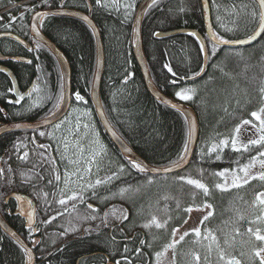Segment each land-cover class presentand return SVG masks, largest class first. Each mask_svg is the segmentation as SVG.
<instances>
[{"label": "trees", "instance_id": "1", "mask_svg": "<svg viewBox=\"0 0 264 264\" xmlns=\"http://www.w3.org/2000/svg\"><path fill=\"white\" fill-rule=\"evenodd\" d=\"M141 0H136V8L128 19L124 18L123 9H105L95 5V0H65L64 7L83 10L90 14L100 28L103 45L105 48V69L101 81L100 94L105 112L122 136L131 146L151 164L164 166L177 159L184 142L188 139V122L186 116L178 109L158 100L148 90L133 50V21L134 15ZM213 27L223 33V29L216 24V17L220 16L222 22L232 26V7L235 5L239 11L242 4L248 5L247 11L255 7V0H209ZM127 2V0H125ZM91 4L92 7H87ZM60 7V0H49L47 4L42 0H0V32L10 30L22 36L29 42L36 43L32 39L29 28L30 15L36 9H51ZM185 11L181 12L180 9ZM16 17V20H11ZM250 16L240 12V31L227 34L229 38H244L246 34L255 28L250 22ZM11 24V27H6ZM247 25V32H245ZM179 27H191L206 34L204 15L201 0H159L158 7L147 8L142 21L143 47L147 57L150 73L157 86L166 94L173 96L178 88L188 86L196 89V94L191 101H185L196 111L200 133L197 146L190 165H200L208 172H216L223 168L237 167L235 163H245L250 156L259 151V146L250 152H234L231 147H226L222 152L213 153L211 158L207 155L201 159V151L207 153V149L219 139L230 136L236 124L242 119L252 117V111L260 106L259 88L264 81V38L251 45L235 46L233 54H227L228 49L223 47L216 57L209 55L207 70L195 79L191 77L193 72L200 71L203 66V57L198 56L196 39L189 33L174 34L163 38L152 35L158 30H169ZM42 30L50 37L66 54L71 65V83L73 92L79 91L86 99L77 101L93 109L94 104L90 97L91 85L96 63V39L91 27L83 20L70 16L56 14L45 18ZM27 47L10 36L0 37V53L5 55L27 56V60L6 58L2 62L12 68L19 86L27 89L33 82L41 91H31V95L22 99L19 104L11 102L13 92L7 89L12 86L10 78L0 72V121L35 120L44 117L52 108V101H47L33 108L26 109L45 93L53 97L63 93V78L57 58L52 51L44 46L40 49ZM33 51H29V49ZM242 52L237 56L235 52ZM31 60L32 63H27ZM169 63L177 73L173 77L163 68ZM213 65H219L214 67ZM223 69V70H221ZM125 76L128 79L125 80ZM185 77V79H180ZM211 78V79H210ZM177 79L176 85L169 81ZM115 109V110H113ZM20 113V115H15ZM96 121L108 146L124 163L126 172L119 179L112 181L107 186L98 188V194L113 190L123 185H141L147 181L145 174L132 169L128 160L113 143L103 125L95 114ZM256 121V120H255ZM245 126L241 128V131ZM31 129H14L0 134V167L10 154V149L18 138ZM241 137V136H240ZM256 138V137H255ZM242 139V138H241ZM246 142V141H245ZM219 154L220 160L215 156ZM153 176V183L139 193L133 199L132 207L128 206V220L119 229H102L90 234H77L59 242L44 259L37 256L34 264H116L125 255L124 247L130 249L128 255L131 264H154L155 252L161 251L163 246L171 241V230L182 224L189 216L185 212L193 199L197 204L204 200L213 205V216L205 224H202V232L205 228L212 229L221 243L225 233H231L233 227H238L241 234L235 235L236 245L234 254L241 259L242 264H247L246 258L239 257L241 251H248L247 245L241 241H247L246 229L250 226L248 221L253 218L251 202L255 193L264 191V183L259 180L250 183L240 189L220 191L213 185L218 178L208 174L206 184L210 188V195L205 197L196 190L193 197L192 186L180 184L174 177L184 175L183 172L172 174H149ZM39 186H45L53 194L55 188L48 184V178L37 180ZM20 183L14 189L32 194L28 186ZM43 184V185H42ZM160 194L177 196L180 207L175 201H169L168 214L172 219L166 228L145 229L138 225L149 210L144 197ZM91 193H86V205L91 199ZM151 198V197H149ZM148 204V203H147ZM17 201L11 198L8 202L2 201L0 209L8 222L28 241L31 242L33 232L29 236V229L25 225V219L17 212ZM140 210V211H137ZM143 210V211H141ZM258 209L256 212L258 213ZM246 218L238 220V215ZM40 234L42 230L39 229ZM115 237L113 242L112 237ZM0 264H24L26 253L20 244L7 234L0 226ZM155 237V238H154ZM140 239L145 240V245H140ZM197 239L190 232L185 240L177 246L176 264H184L181 252L195 250L203 255V247L209 241H201V244H193ZM258 243V242H257ZM151 244V247L147 245ZM142 249V254L135 253L136 248ZM40 252V246L37 248ZM59 249V250H58ZM123 264V262H122ZM258 264V261H257Z\"/></svg>", "mask_w": 264, "mask_h": 264}, {"label": "snow or ice", "instance_id": "2", "mask_svg": "<svg viewBox=\"0 0 264 264\" xmlns=\"http://www.w3.org/2000/svg\"><path fill=\"white\" fill-rule=\"evenodd\" d=\"M43 3L47 4L49 0H42ZM159 0H149L147 7L149 9L158 7ZM65 0H60V9L58 11L64 9ZM95 5L105 9H123V15L125 19H128L131 13L136 8V0H95ZM87 7L91 8L92 5L88 4ZM248 5L242 4L240 6V10L238 11L233 5L231 15L234 19L231 21L232 26L225 25L220 16L216 17V24L219 28L223 29V33L221 31L216 30L212 27V22L209 20V28L212 29L210 32L206 33L204 36H201L197 32H191L189 35L196 39L198 45V56H202L205 60L209 55L212 57H216L217 53L221 50L222 46L228 49L227 54H233L232 49L238 45H251L253 42H258V38H264V0H255V7H253L250 11H247ZM209 9V0H202V10L207 13ZM181 12L185 11L184 8L180 9ZM244 12L245 15L250 16V22L254 23L256 26L250 32V34H246L245 38H229L227 34L234 33L240 31V12ZM57 13L52 11H43L36 12L33 20L38 21L40 27L44 26V20L47 17L54 16ZM11 20H16V17H11ZM85 21L89 18L87 15L83 17ZM6 27H11V24ZM33 30L39 35V28L34 23L32 25ZM245 32H247V25H245ZM4 35H11V33L5 32ZM153 36L160 37L163 35L162 32H153ZM45 44L42 41H38L36 43V49H40L44 47ZM29 51H33V49H29ZM237 56H242V52H235ZM264 59V57H262ZM27 63L31 64L32 61L28 60ZM214 67H219V65H213ZM163 68L167 70L173 77H177V73L173 70V67L169 63H165ZM223 70V69H221ZM6 71V69H0V72ZM204 67L200 68V71L193 72L191 77H187V79H195L200 76L202 72H204ZM128 79V76H125V80ZM180 79H185V77H181ZM211 79V78H210ZM171 84L176 85L178 83L177 79H173L169 81ZM8 92L15 91L14 87H9L7 89ZM33 91L39 92L37 85H33ZM31 95V93H28ZM196 94V89L192 87H182L179 88L178 91L175 92V96L178 97L182 101H191ZM260 94V106L257 110L251 112V116L258 121V124H253L252 120L242 119L240 123L236 124L233 132L230 136H226L222 139H219L218 143L214 142L211 147L207 149V153H204L202 150L200 155L201 159H204V156L207 155L211 158L213 153L222 152L224 148L231 147L234 152L240 153L243 151L244 153L250 152L252 149L259 146V151L256 152L255 155L249 157L247 162L240 163L237 160L235 163L237 167L234 168H223L216 172L209 173L212 176L218 178L217 182L213 185L214 189L220 191H229L231 189H240L244 186L248 185L250 181L259 180L264 183V81H262V86L259 88ZM75 99L77 101H84L85 97L81 95L79 91L75 94ZM17 96L19 99L11 101L12 103L19 104L23 99V95L17 92ZM65 96L62 92L56 94L54 97L45 93L44 95L38 96V99L34 101L26 111H31L33 108L42 106L44 102L52 101V108L49 109V112L42 118V123L46 125H51L54 130H59L61 127L67 123H69L68 116H65L63 120H60L58 123H55L58 119L57 112L60 111L61 105L65 102ZM175 107V105H173ZM115 110V109H113ZM101 115H103V110H101ZM15 115H20V113H16ZM49 117L52 119L50 120ZM252 124L253 128H255L256 138L244 139L240 138L241 128L242 126ZM15 127L21 128L25 127L23 124H16ZM27 127H32L28 125ZM83 127L86 130L85 136L91 135V139L87 146L82 142L83 137L78 134V130L80 128V121L77 119L75 124V132L77 135L74 140H69V136H71L74 132L72 128L67 129L68 135L64 136L62 140L59 141L60 147L63 148L64 154L61 156L62 160L67 161V165L64 170V177L62 181V177L59 171L56 168V161L54 159L47 158L42 151L33 152V155L38 157L36 163L33 164V168L28 170V172L20 171L18 175L22 178L24 183L32 184L34 179H38L42 181L44 179V175L40 174L38 171H34L37 168H44L45 172H48L51 169L52 176L48 179V184L53 185L59 191V198L55 200V203L59 204L63 207V212L56 211L55 215L50 216L48 220L44 221V223H51L56 219L57 216H63L64 213L69 211V205L71 207L72 213L74 215L68 220L69 227L65 228L62 232L59 233L61 237L69 234L76 233L79 231L82 235L90 234L93 231H100L102 229H119L121 233H123L124 229L121 227L123 223L128 220V211L125 208H117L116 205H112L111 208L102 211V215L99 214V211L93 207L91 203H87V209L91 210L90 212L81 213L78 210L79 204L86 203V193L90 192L91 197H96L101 199L102 201H108L110 197H120L121 199L128 198V193L133 191H139L140 186L133 188L132 185L121 186L117 189L116 192H111L109 189L110 196L99 197L98 196V188L100 186H107L111 184L113 180H117L120 178V174L126 171L125 165H118V171L112 172L111 175L106 176L104 178H97L95 181H91L90 179L86 180V174L90 176L92 174L93 168L96 169L97 172L101 170V167L104 163V158L107 156V151L104 146L100 143L98 139V133L95 132L94 128H91L89 124H84ZM109 130L112 132V135L116 137L117 140H120L122 152L128 156V164L132 169H135L137 172L145 174L147 179V184H152L153 176L149 174H168L172 173L176 169L183 170V168L188 164V157L191 154V149L189 148V143L191 138L195 132V121L189 119V131H188V139L185 140L183 148L181 152L178 154L176 160L171 161L170 163L173 167H152L146 163H143L139 159L130 155L131 149L128 145L121 140L120 136L115 132L114 129L109 127ZM40 136H52L54 137L53 132H39ZM32 142H35V136L31 138ZM73 147L75 151L72 153L74 158H69L66 154L69 151V147ZM22 147H26L23 144V141L18 140L14 145V149L17 153L20 152ZM51 147V145H38L39 149L46 150ZM59 151V148L57 149ZM3 159V158H0ZM18 159L28 161L29 160V152L24 151L21 155L18 156ZM216 160H220L221 156L217 154L215 156ZM7 163V161H5ZM47 165L48 167H45ZM71 169L70 170V167ZM259 166L261 171L253 174V170ZM205 169L201 168L197 170V176H193L191 172H188L184 175H179L174 177L175 181L180 184H187L193 187L194 191L192 193L193 197L196 195V190H199L203 193L205 197L210 195V188L208 184H206L203 180V174ZM17 173L11 168V165H8L7 169L4 167H0V181L4 182L3 186L10 185L12 183V178ZM199 177V178H197ZM61 181L63 182V187H59ZM74 186V187H73ZM33 190L35 191L36 185L32 184ZM42 191V190H41ZM38 196L40 193L37 194ZM43 197H47L49 194L47 192H42ZM54 197L56 193L52 194ZM15 198L18 201L24 202L28 205V210L26 211V226L29 229V236H31L32 232L39 231V228L35 224V212L36 209L33 207L32 200L26 199L22 195H16ZM170 197L165 196L163 199L168 200ZM52 201H49L51 203ZM180 207L179 201H177V208ZM212 209L213 205L208 203L207 200H204L201 204H197L195 199H193V203L190 204L185 212L191 213L194 209ZM251 208L253 209V218L248 221L249 227L246 229V234L248 236L247 241H241V244L247 245L248 251H241L239 253V257L246 258L247 264H264V191L256 192L255 198L251 202ZM259 210L258 213L256 210ZM165 212L168 210V205L164 206ZM213 216V211H208L207 215L203 217L201 220V224H205L206 221L209 220L210 217ZM246 217L243 214L238 215V220H244ZM172 219L169 216L165 220H160L157 215L152 214L150 218L142 225L145 229H151L155 226L156 229L166 228L169 221ZM99 220V223L95 225V228L92 227V222ZM187 222L186 220L184 221ZM88 223V227H84L83 225ZM178 232V228H173L171 230L172 239L169 243L165 244L161 251L155 252L156 264H160V258L164 256L169 249L173 252V264H175V257L177 255V246L185 240V237L189 235L188 232L183 233L179 240L175 239L176 233ZM192 232L195 234V239L193 244H201V241H209L207 244L201 245L203 247V255L201 252L190 250L188 252H181L180 255L184 258V264H242L241 259L234 254L233 249L236 245L235 235L241 234L238 227H233L231 233H225L223 237V242L221 243L220 238L217 237L215 232L210 228H205L202 232L201 228L197 227L192 229ZM13 236H16L15 233H12ZM155 238V237H154ZM2 239V237H0ZM113 242H115V237H112ZM23 251L27 254L26 264H34L35 256L31 248L27 247L23 243V241H17ZM258 242V243H257ZM34 244H39L41 241L33 240ZM140 245H145V240L140 239ZM151 247V244L147 245ZM59 250V249H58ZM130 249L125 245L124 253L121 260H117L116 264H131V261L128 259L127 253H129ZM135 253L142 254L141 248H136Z\"/></svg>", "mask_w": 264, "mask_h": 264}, {"label": "rangeland", "instance_id": "3", "mask_svg": "<svg viewBox=\"0 0 264 264\" xmlns=\"http://www.w3.org/2000/svg\"><path fill=\"white\" fill-rule=\"evenodd\" d=\"M182 87L186 88L188 86L185 85ZM182 87H180V88H182ZM178 90H179V88H178ZM172 97L180 100L178 97L175 96V94ZM65 116H68L69 123L63 125L61 127V129L54 130L52 128V126H48V127L40 128V129L35 131L34 136L37 138L38 143L44 144V145H51V147L47 148L46 150L39 149L38 145L33 144L32 140H31V138H32L31 133H24L23 135H21L18 138V140L23 141V144L26 145V147H22L20 149L19 153H17L16 150L14 149V145L17 143L18 140L13 144V146L10 149V154L4 160L2 167L7 169L8 165H11V168L14 170L15 173H17V175L13 176L12 183L10 185L3 186L4 182L0 181V201H3L5 195L10 190H13L14 187L18 186V184L24 183L22 181V178L18 175V173L20 171L28 172V170L33 168V164L36 163L38 160V157L33 155V152H36V151H42V152H44V154L47 158L54 159L56 161V168L59 171V173L62 177V181H63L64 170H65V167L68 165H67V161L61 159V156L65 155V154H64L63 148L60 147L59 141L62 140V138L64 136L68 135L67 129H69V128H72L74 130L73 134L71 136H69V140L71 141V140L75 139V136L77 135V133L75 132V124H76L77 119H79V121H80V128L78 130V134L81 137H83L82 142L86 146V149H87L89 141L92 137H91V135H88V136L84 135L86 131H90V130H86L83 127V125L89 124L91 126V128H94L95 132L99 134L98 139L107 151V156L104 158V163L101 167V170L99 172H97L96 169L93 168L92 174L90 176H88L86 174V176H85L86 180L90 179L91 181L94 182L95 179H97V178L102 179L106 176L111 175L112 172L118 171V165H120V164L124 165V163L119 159L118 155H116L114 152H112V150L108 146V144H107L105 138L103 137L102 132L98 126V123L96 121L93 110L91 108H89L85 105L74 103L70 107L68 113ZM64 117L61 120H63ZM245 119L252 120L253 124H258V121H255L253 119V117H251V118L247 117ZM242 128H243V126H242ZM253 129H254V134H255L256 130H255V128H253ZM41 131H44L46 133L53 132L55 138H53L52 136H48V135L40 136L39 132H41ZM248 131H249V128L245 131H241L240 136H244V134ZM252 138H255V135H252ZM58 148H59V151H57ZM24 151L29 152V160L28 161L18 159V156L21 155ZM74 151H75V149L73 147H71V145H70L69 151L66 155L69 158H74L72 156V153ZM5 161H7V163H5ZM45 167H48V166L45 165ZM69 167H70V170H72L71 166H69ZM201 168H203V167H201L200 165L194 164L189 168L187 167V169H185L182 172H183V174L191 172L193 176H197V170L201 169ZM34 171H38L40 174L44 175V178L47 177L49 179L52 176L51 169H49L48 172H45L44 168H37ZM259 171H261V169L259 168V166H257L253 170V174H255L256 172H259ZM124 173H121L120 176L123 175ZM209 173H212V172L211 171L208 172L207 170H205V172L203 174V180L205 183H206L205 180H206ZM197 178H199V177H197ZM37 180L38 179H34L32 181V184L36 185L35 191L33 190L32 184L26 183L23 185L29 187V190L32 191L31 195L36 200L35 202H37V206H38L37 220L43 229L40 250H46V249L52 248L57 243L61 242L62 240L66 239L68 237L80 234V232L77 231L76 233H69L63 237H61L59 235V233L62 232L65 228L69 227L68 220L71 218L72 215H74V213H72L70 205H69V211L67 213H64L63 216H57L56 219L53 220L51 223H44V221L48 220L50 216L55 215L56 211L63 212V207H61L59 204L55 203V200L59 198L58 189L56 187H53V188H55V191H56L55 192L56 196L54 197L49 192L48 188H46L45 186H39L37 183ZM62 181L59 185V187H61V188L63 187ZM121 186H127V185L122 184ZM121 186H119V187H121ZM132 186H133V188L140 186V190L128 193V198H126V199H121L120 197H114V198L110 197L108 201H102L101 199H98L96 197H92L88 201H89V203H91L93 205V207L95 209H97L99 211V214H101V215H102L103 210H107V209L111 208L113 204L116 205V207L118 209L121 207L125 208V209L128 206L132 207L133 199L139 193H143L144 190L146 188H148L149 184H147V181H146L141 185H132ZM100 187H102V186H100ZM119 187H116L115 189L111 190V192H116ZM191 190L194 191L193 187ZM42 192H47L49 195L47 197H43ZM38 193H40L39 196L37 195ZM98 196L99 197L110 196V193H109V191H107L104 193H99ZM165 196L170 197L169 201H175V203L177 205V201H179L177 199V196L171 195V194H169V195L166 193L160 194V192H157L155 196L149 195L148 197L147 196L144 197L143 200H147L146 203H144L147 206H145L144 208H147V209H151L152 207L153 208L151 210H149L148 213L142 219L139 220L138 225L142 226L150 218V215H152V214L157 215V217L160 220H165L164 216L166 214H168V210H167V212H165L164 206H165V204H167V205L169 204V202H167V201H165V199H163ZM149 197H151V198H149ZM49 201H52V202L49 203ZM78 210L81 213H86V212L91 211V210L87 209L86 205H81V204L78 205ZM137 211H140V210H137ZM141 211H143V210H141ZM208 211H213V208L212 209H203L202 208L200 210L194 209L191 213H189V216L186 219L187 222L186 223L183 222L182 224H180L176 227V228H178V232L176 233L175 239L179 240V237L183 233H185V232L190 233V232H192V229H194V228H197V227L202 228L201 220L203 219V217L205 215H207ZM98 223H99V220L92 222V227L95 228V225ZM83 226L88 227L89 225H88V223H85ZM154 264H156V261L154 262ZM160 264H173V252L171 249H169L168 252L160 258ZM175 264H176V261H175Z\"/></svg>", "mask_w": 264, "mask_h": 264}, {"label": "water", "instance_id": "4", "mask_svg": "<svg viewBox=\"0 0 264 264\" xmlns=\"http://www.w3.org/2000/svg\"><path fill=\"white\" fill-rule=\"evenodd\" d=\"M202 2V0H201ZM149 3V0H141L137 10L135 12L134 15V21H133V33H134V41H133V50H134V54L135 57L138 61V64L140 66L143 78H144V82L149 90V92L158 100L170 105L173 107V105H175L174 108L178 109L179 111H181L187 118V122H188V127H189V119L195 121V132L193 137L191 138V141L189 143V148L191 149V154L188 157V164L183 168V170H185L191 163L192 161V157L194 155L196 146H197V142H198V138H199V133H200V125H199V119L197 116V113L195 111V109L188 104L185 101H181L178 99H175L174 97L166 94L165 92H163L155 83L150 70H149V66H148V61H147V57L144 51V47H143V37H142V30H141V26H142V21H143V17L145 14V11L147 10V4ZM58 9H60V7L58 8H52V9H38L36 11H34L30 17V33L35 37V39H37L38 41H42L44 42L45 46H47L52 53L55 55V57L58 60L60 69H61V73H62V78H63V95L65 96V102L61 105V109L59 112H57V117L58 119L56 121H54L55 123L58 122L69 110V107L71 105L72 102V97H73V90H72V83H71V65L69 62L68 57L66 56V54L60 49V47L50 38L48 37V35H46L44 33V31L42 30V28L39 25L38 21H34L33 17L35 15L36 12H43V11H52L55 12L57 14H61V15H70V16H74L77 17L81 20H83L84 22H86L93 30L95 38H96V63H95V70H94V74H93V80H92V85H91V92H90V97L93 101L94 104V108H95V112L96 115L99 119V121L101 122V124L103 125L105 131L107 132V134L109 135V137L111 138V140L113 141V143L117 146V148L121 151L122 155L128 160V156L125 155L122 152L121 149V143L120 140H117L116 137H114L112 135V132L109 130V127H111L112 129L115 130V132L120 136L121 140H123L128 147L131 149L130 155L136 157L137 159H139L140 161H142L143 163H146L152 167H173L172 164L169 165H164V166H159V165H155V164H151L149 163L142 155H140L132 146L131 144L122 136V134L116 129V127L112 124V122L110 121V119L108 118L103 103H102V99H101V94H100V88H101V81H102V77H103V73H104V69H105V48L103 45V41H102V36H101V32H100V28L98 27V25L96 24L95 20L90 16V14H88L87 12L77 9V8H71V7H64L63 10L58 11ZM87 15L88 16V20L85 21L83 19V17ZM203 15H204V22H205V28H206V33L210 32L212 29L209 28V20H211L212 22V17H211V8H210V1H209V9L208 12L205 13L203 11ZM36 24L37 27L39 28V35L36 34V32L33 30L32 25ZM213 27V24H212ZM214 28V27H213ZM8 32L11 33V35H4L3 33ZM156 32H162L163 35L160 37H156V38H163V37H167L170 35H174V34H186V33H191V32H197L199 33L201 36H204L203 33H201L198 29L195 28H191V27H179V28H173V29H169V30H158ZM3 36H10L15 38L17 41H19L21 44L30 47L31 44L24 39L23 37H21L20 35H18L15 32L12 31H1L0 32V37ZM245 38V37H244ZM243 39V38H241ZM259 39V38H258ZM238 46H243V45H238ZM14 58V59H18V60H27L28 57L27 56H22V55H5L0 53V69H6V71H3L11 80L13 87L15 88V91H13V98L11 99V101H14L16 99H19V97L17 96V92L23 95V99L26 98L27 96H29L28 93H31L34 82L25 90H22L19 86L18 83V79L14 73V71L12 70L11 67H9L8 65H6L5 63H3L2 61L5 60L6 58ZM208 61H209V56L208 58L205 60L203 58V66L205 71L207 70V66H208ZM202 72L200 74V76H202L204 73ZM198 76V77H200ZM196 77V78H198ZM75 94V93H74ZM75 96V95H74ZM101 110H103V115H101ZM43 118V117H42ZM42 118L39 119H35V120H18V121H7V122H1L0 121V134L9 131V130H14V129H37V128H41V127H46V126H50L43 124L42 123ZM49 119L51 120L52 118L49 117ZM23 124L25 125V127H21V128H17L15 127L16 124ZM28 125H31L32 127H27ZM183 170L180 169H176L175 171H173L172 173H176V172H181ZM172 173H168V174H172ZM164 174V173H161ZM16 195H22L24 196L26 199L28 200H32L33 202V207L36 209L35 212V224L38 227V223H37V205L35 203V201L33 200V198L20 190H12L10 191L7 195L5 200H9L10 198H15ZM15 200L17 201V208H16V212L25 219V225H26V211L28 210V205L24 202L18 201L16 198ZM0 226L1 228L7 233L9 234L15 241H23V243L25 245H27V247L31 248L33 251L34 256L36 257V253H35V248L38 246V244H34L33 240H37L40 241L41 240V236L39 235V231H34V237L31 243H29L6 219V217L4 216L3 212L0 209ZM39 228V227H38ZM12 233H15L16 236H13ZM35 262V260H34ZM111 261H108L107 264H110Z\"/></svg>", "mask_w": 264, "mask_h": 264}, {"label": "flooded vegetation", "instance_id": "5", "mask_svg": "<svg viewBox=\"0 0 264 264\" xmlns=\"http://www.w3.org/2000/svg\"><path fill=\"white\" fill-rule=\"evenodd\" d=\"M33 39V38H32ZM32 45H31V47H34L35 46V43H31ZM74 103H78V104H81V105H83L82 103H79V102H77V100L73 97L72 98V105L74 104ZM71 105V106H72ZM68 113V112H67ZM93 113H94V110H93ZM253 119L255 120V118L253 117ZM249 128V131L248 132H246L245 134H244V136H241V138L242 139H244L245 141H246V139H250V138H252V135H255L254 134V129H253V126L251 125V124H249V125H245V129L243 130V131H245V130H247ZM35 131H36V129L35 130H33V131H30V133H31V136L33 137L35 134ZM256 137V136H255ZM33 144H35V145H41L40 143H38V141H37V138L35 137V142H33ZM11 199V198H10ZM3 201H5V202H8V200H5V197H4V199H3ZM36 201V200H35ZM2 202V201H1ZM0 202V203H1ZM37 203V202H36ZM39 224V223H38ZM40 225V224H39ZM41 230H42V228H41ZM42 234H43V230H42ZM39 251L37 252V249H36V257H35V261L37 260V256L39 255ZM35 263V262H34Z\"/></svg>", "mask_w": 264, "mask_h": 264}, {"label": "bare ground", "instance_id": "6", "mask_svg": "<svg viewBox=\"0 0 264 264\" xmlns=\"http://www.w3.org/2000/svg\"><path fill=\"white\" fill-rule=\"evenodd\" d=\"M26 193V192H25ZM28 194V193H27ZM30 195V194H29ZM32 198H33V196L32 195H30ZM41 229V228H40ZM43 230V229H42ZM39 235L41 236V240L40 241H42V233L40 234V232H39ZM33 237H34V234H33ZM32 240H33V238H32ZM32 240H31V242H32ZM31 242H29V243H31ZM58 244V243H57ZM56 244V245H57ZM41 245V243H39L38 244V246H40ZM55 245V246H56ZM37 246V247H38ZM55 246H53L52 248H49V249H46V250H40V253H39V255H40V259H44L47 255H48V253L55 247ZM36 247V248H37ZM36 248H35V253H36Z\"/></svg>", "mask_w": 264, "mask_h": 264}]
</instances>
